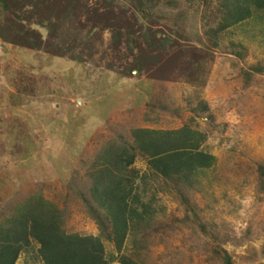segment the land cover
<instances>
[{"label": "rangeland", "instance_id": "374dc122", "mask_svg": "<svg viewBox=\"0 0 264 264\" xmlns=\"http://www.w3.org/2000/svg\"><path fill=\"white\" fill-rule=\"evenodd\" d=\"M8 1L7 10L0 5V212L40 192L64 211L68 233L97 235L83 200L101 147L132 128H179L205 102L214 121L196 119L215 166L195 189L176 193L137 158L134 167L147 173L137 185L153 219L136 246L129 235L123 253L143 264H223L221 248L232 264H264L263 12L223 32L213 48L205 32L215 25L217 0L151 1L150 17L135 0ZM16 15L51 19L48 30L31 27L40 48L5 42ZM195 50L209 52L208 64L188 84L179 77L191 70ZM133 59L144 61L140 75L125 72ZM174 108L180 117L167 114ZM196 219L214 223L213 235ZM36 249L17 264H40ZM105 251L114 253L113 245Z\"/></svg>", "mask_w": 264, "mask_h": 264}, {"label": "trees", "instance_id": "16d2710c", "mask_svg": "<svg viewBox=\"0 0 264 264\" xmlns=\"http://www.w3.org/2000/svg\"><path fill=\"white\" fill-rule=\"evenodd\" d=\"M151 1L155 5L159 2L135 0L137 2L135 9L141 14L148 9V13L144 15L149 14L150 17L153 10ZM217 1L215 25L205 32L208 40L213 41V48L219 46L220 35L223 32L242 25L257 12L262 11L264 16V0ZM8 2L0 0L3 10H7ZM14 17L16 21L11 22L8 35L4 37L5 42L10 41L15 46H23L30 50L40 48L44 44L42 36L31 27L35 25L48 30L45 25L50 23L51 19L32 23L27 21L26 17L20 15ZM167 38L170 40V37ZM31 41L38 43L37 47L33 46ZM154 43L153 48H157V44ZM158 43L160 49L165 48V40L161 39ZM171 45L174 48L179 47L173 41ZM231 47L236 48L233 45ZM207 52L195 50L193 60L188 65L191 70L180 73L179 78L183 82L196 83L204 65L208 64L205 63L209 57ZM233 52L238 56V52ZM158 60L151 58L150 66H159ZM143 62L142 59H133L125 72L130 74L135 70L136 74L140 75L146 69ZM250 77L251 75L244 74L245 85L248 84ZM165 80L166 78L159 79L158 82L161 84ZM156 104L154 108L160 112L164 113L167 110L164 105L162 107L159 103ZM190 111L193 117L179 128L166 130L132 128L120 139L112 138L101 147L89 168V198L83 200L86 215L97 226V235L68 233L65 229L64 211L44 198L40 192L33 193L1 211L0 264H17L19 256L32 244L37 246L35 257L40 264H110L116 261L119 264H143L123 253L129 235L133 236V243L136 246L139 241L138 234L141 230L149 228L153 219V212L150 216L148 203L142 201L137 185L141 181L145 182L147 173L141 174L134 167L136 159L141 158L146 164L147 172L168 184L176 193H180L179 191L184 188L195 189L200 184L204 172L216 164V157L203 149L207 137L206 133L199 130L196 119L199 117L206 122L214 121L213 116L209 114L208 105L199 102ZM180 113L179 109L174 108L167 114L180 117ZM180 199L184 202L182 196ZM184 218L187 220V217ZM194 222L199 230L203 232L209 230V234L213 235L211 227L214 223L207 224L200 219ZM105 243L113 245L114 253L110 255L106 253ZM219 250L223 264H232L227 252L221 248Z\"/></svg>", "mask_w": 264, "mask_h": 264}]
</instances>
